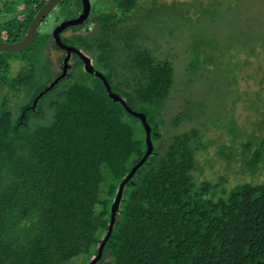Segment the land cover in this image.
Masks as SVG:
<instances>
[{
    "label": "trees",
    "instance_id": "trees-1",
    "mask_svg": "<svg viewBox=\"0 0 264 264\" xmlns=\"http://www.w3.org/2000/svg\"><path fill=\"white\" fill-rule=\"evenodd\" d=\"M117 1L128 13L140 0ZM45 2H37L23 24L11 27L6 38L0 34V40H21ZM60 4L65 18L82 8V0ZM39 34L26 49L36 42L39 54H47L52 34ZM33 52L28 55L35 56ZM13 53L0 52V264H88L108 231L119 184L146 151L145 129L92 75V83L72 81L69 75L64 87L54 93L55 86L33 108V97L52 78L18 105L22 86L28 88L37 78L30 71L13 74ZM200 57L197 53L195 66L206 69ZM134 65V77L119 87L112 85L111 69L105 75L132 109L147 115L155 132L154 153L127 183L96 264H264V181L235 183L225 173L217 180L221 182H213L203 171L196 177L193 171L201 170L196 149L210 146L198 127L175 134L165 151L158 149L164 119L152 123L150 116L163 111L171 97L175 69L148 49L137 51ZM238 94L237 99L242 97ZM216 119L217 126L233 133L231 142L239 138L233 118L229 127ZM254 142L238 141L245 166L253 171L263 155L264 138L251 151Z\"/></svg>",
    "mask_w": 264,
    "mask_h": 264
},
{
    "label": "rangeland",
    "instance_id": "rangeland-1",
    "mask_svg": "<svg viewBox=\"0 0 264 264\" xmlns=\"http://www.w3.org/2000/svg\"><path fill=\"white\" fill-rule=\"evenodd\" d=\"M39 1L0 0L2 37H7L11 27L22 25V20L32 13ZM97 10L92 13L99 19L97 33L72 38L69 44L89 54L99 67L101 59L105 58L103 63L107 65L103 67L109 75L110 69L113 71L110 80L114 88L134 77L137 51L148 49L157 58L173 63L176 82L171 97L163 111L150 116L152 123L161 124L164 119L157 148L165 151L175 134L198 127L203 134L202 141L210 146L196 149L198 165H201L200 171H193L196 177L203 171L213 182L225 173L232 174L229 177L235 183L264 181V151L253 171L245 166L238 144L251 138L255 141L251 151H255L260 138H264V0H140L128 13L120 8L119 1L102 0ZM66 16L67 12L59 4L40 25L39 36L52 34ZM33 46L13 53V74L30 71L37 78L28 83L30 88L22 86L25 91L18 94V105L27 102L41 85L50 82L54 70L60 67L62 52L52 43L47 51H51L54 64L51 57L44 52L39 54ZM32 51L35 56L28 55ZM197 53L201 55L200 62H207L206 69L196 68ZM77 63L79 68L71 73V80L78 78L77 81L92 83L93 77L85 72L79 60ZM65 80L56 85L54 93L64 87ZM238 93L242 97L237 99ZM177 115L183 118L179 122L172 121ZM216 117L227 125L233 118L241 132L239 138L231 142L233 133L217 126ZM46 118L52 119L50 114ZM136 129L139 128L136 126ZM212 138L220 139V143L213 141L212 144Z\"/></svg>",
    "mask_w": 264,
    "mask_h": 264
},
{
    "label": "water",
    "instance_id": "water-1",
    "mask_svg": "<svg viewBox=\"0 0 264 264\" xmlns=\"http://www.w3.org/2000/svg\"><path fill=\"white\" fill-rule=\"evenodd\" d=\"M61 1L62 0H47L34 15L33 20L25 36L21 40L12 43L3 42L0 40V52H17V51H22L27 47H29L35 41L40 25L51 14V12L58 7ZM82 4H83L82 12L77 17L69 18L61 21L60 24L57 27H55V29L52 32V36L55 40L56 45L66 50L68 53L64 59V71L60 76L54 79L43 91H41L37 95V97L34 99L33 108H35L37 101L44 94H47L49 91H51L61 79L66 77L67 69L69 67L68 61L72 53H77L84 62L85 70L88 73L94 74L95 76L101 78V80L103 81L106 87L109 97L115 102H120L131 115L140 119L145 129V133H146L145 141L147 144L146 151L142 156V158L132 167L131 171L119 184L117 194L111 204L110 223H109L108 231L99 246L97 255L88 263V264H96L101 258L105 244L110 238L112 231L114 229L117 220V214L119 211L121 201L123 199V194L127 183L134 176L136 171L147 161L148 157L152 153H154L155 145L152 139V135L155 134V132L151 124L148 122L147 115L144 112L136 111L132 109V107L128 105L126 99L112 89V85L108 81L106 75L102 71L95 69L94 65L91 63L90 58L86 54L81 52V50L78 49L77 47L72 45H67L65 42H63L61 33L65 28H67L68 26H75L82 24L89 17L91 12V0H82Z\"/></svg>",
    "mask_w": 264,
    "mask_h": 264
},
{
    "label": "flooded vegetation",
    "instance_id": "flooded-vegetation-1",
    "mask_svg": "<svg viewBox=\"0 0 264 264\" xmlns=\"http://www.w3.org/2000/svg\"><path fill=\"white\" fill-rule=\"evenodd\" d=\"M101 1L102 0H91V12H90V15H89V17L84 21V23H82V24H79V25H75L77 28L76 29H74V28H72L73 26H68L67 28H65L64 30H63V32L61 33V37H62V40H63V42H65L67 45H72V46H75V47H77L78 49H80L78 46H76V45H73V44H69V41L68 40H66L67 38H72L74 35H78V34H80V35H87V36H90V35H93V34H96L97 33V27H98V19H96L94 16L93 17H91V14L93 13V8H97L98 6H100V3H101ZM112 3H113V1H112ZM82 9H83V4H82V8L80 9V10H78L77 12H76V15L74 16V17H77L81 12H82ZM74 17H71V18H74ZM66 19H69V18H65V19H63V20H66ZM62 20V21H63ZM32 22V21H31ZM60 23H58L55 27H57L58 25H59ZM30 26V25H29ZM71 27V28H70ZM55 29V28H54ZM67 31H71L68 35H66L65 33L67 32ZM81 31V32H80ZM38 33V32H37ZM4 42V41H3ZM53 44V47H55L57 50H60L62 53H61V60H60V63H59V69H55L54 70V73H55V75L53 76V80L54 79H56L58 76H60L62 73H63V71H64V59H65V57L67 56V51L66 50H64V49H62V48H60V47H58L57 45H56V43H55V40H54V38H53V36L51 35V37H50V39L48 40V45H47V47H46V49L47 48H49V46H50V44ZM56 46H55V45ZM81 50V52H83L82 51V49H80ZM47 51V50H46ZM47 54L49 55V57H51L50 58V60L52 59V61H53V64H54V60H53V57H52V53H51V51H47ZM84 54H86L89 58H90V60H91V63L94 65V67H95V69H97V70H100V71H104L103 73L104 74H106L105 73V69H106V67L104 66L103 67V65H106V64H101V68L98 66V65H96V63L93 61V59H92V57L89 55V54H87L86 52L84 53ZM81 60L82 61V63H81V65H83V67H84V62H83V60L79 57V55L77 54V53H72V55H71V57H70V59H69V61H68V64H69V67H68V69H67V75H66V77L65 78H63V79H66L69 75H71V73L74 71V70H77L78 68H79V64L77 63L78 62V60ZM80 63V62H79ZM80 65V66H81ZM84 70H85V67H84ZM85 72H87L86 70H85ZM88 73V72H87ZM88 74H90V73H88ZM94 76L95 78H99L100 80H101V78L100 77H97V76H95L94 74H90V76ZM63 79H61L58 83H60ZM52 80V81H53ZM51 81V82H52ZM102 81V80H101ZM50 82V83H51ZM49 83V84H50ZM57 83V84H58ZM48 84V85H49ZM56 84V85H57ZM102 84H104L103 83V81H102ZM47 85V86H48Z\"/></svg>",
    "mask_w": 264,
    "mask_h": 264
}]
</instances>
